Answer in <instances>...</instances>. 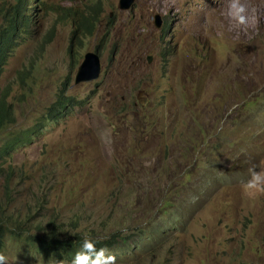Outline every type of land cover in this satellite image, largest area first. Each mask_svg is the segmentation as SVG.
<instances>
[{"label":"rangeland","instance_id":"obj_1","mask_svg":"<svg viewBox=\"0 0 264 264\" xmlns=\"http://www.w3.org/2000/svg\"><path fill=\"white\" fill-rule=\"evenodd\" d=\"M28 3L38 20L0 73L15 116L0 199L34 224L6 240L7 264H71L26 244L52 220L114 237L116 264H264V194L241 189L264 171V0H241L243 26L230 0ZM73 11L98 18L91 36H73ZM97 48L99 78L75 84ZM63 89L75 104L46 121Z\"/></svg>","mask_w":264,"mask_h":264},{"label":"trees","instance_id":"obj_2","mask_svg":"<svg viewBox=\"0 0 264 264\" xmlns=\"http://www.w3.org/2000/svg\"><path fill=\"white\" fill-rule=\"evenodd\" d=\"M39 17L29 9L28 0H17V3L9 11L3 13L0 10V73L6 66L9 57L17 48L22 34L29 31L30 28L37 22ZM74 33L76 39L79 37L91 36L97 25V17L91 14L79 13L73 11ZM169 28L166 25L165 30ZM81 40L78 41V44ZM99 53V49H96ZM166 56V55H165ZM75 100L65 96V89L57 96L54 104L47 110L45 116L46 121H56L63 118L75 104ZM15 122L13 105L9 103L6 93L0 90V130ZM1 152H8L1 150ZM3 170L0 168V178L3 176ZM12 201L9 195L0 199V250L5 247V242L8 238H20L22 231L27 222H32L29 219H23L20 214L10 210ZM34 224V223H33ZM73 227L76 225L72 224ZM36 232L25 235L27 245L37 247L44 254L64 258L71 261L74 253L79 249L85 236L81 234L68 233L62 223L52 220L46 224L41 223L34 226ZM96 242V247L111 249L116 245L114 237L110 239L88 237Z\"/></svg>","mask_w":264,"mask_h":264},{"label":"clouds","instance_id":"obj_3","mask_svg":"<svg viewBox=\"0 0 264 264\" xmlns=\"http://www.w3.org/2000/svg\"><path fill=\"white\" fill-rule=\"evenodd\" d=\"M228 15L236 21L238 25H246V8L241 0H230ZM242 191L255 197L264 194V171H257L255 167L248 170V179L241 183ZM0 264H7V257L0 254ZM52 264H57L55 260ZM71 264H116L115 257L109 254L107 248H97L96 242L85 237L74 253Z\"/></svg>","mask_w":264,"mask_h":264},{"label":"water","instance_id":"obj_4","mask_svg":"<svg viewBox=\"0 0 264 264\" xmlns=\"http://www.w3.org/2000/svg\"><path fill=\"white\" fill-rule=\"evenodd\" d=\"M134 0H119V8L121 11H128ZM156 27L161 26L159 16L155 17ZM101 57L98 52L90 51L84 56V60L80 63L75 76V84L92 82L99 78L101 73Z\"/></svg>","mask_w":264,"mask_h":264}]
</instances>
